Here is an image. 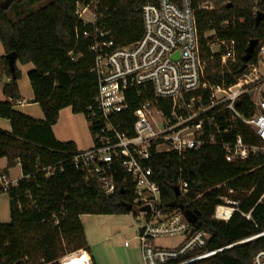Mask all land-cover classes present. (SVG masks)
Masks as SVG:
<instances>
[{"label":"trees","instance_id":"1","mask_svg":"<svg viewBox=\"0 0 264 264\" xmlns=\"http://www.w3.org/2000/svg\"><path fill=\"white\" fill-rule=\"evenodd\" d=\"M147 2L157 0H100L96 26H84L76 15V0H0V42L6 55L15 52L17 62L33 64L28 72L33 102L44 113L39 120L16 108L20 71L16 68L13 78L7 56H2L1 70L8 82L3 85L0 118L10 121L11 130L0 129V158L7 159L6 174L20 164L22 177L7 192L11 221L0 222V264H61L68 255L90 252L81 215H137L131 178L114 194H106L98 181L87 180L74 166L75 142L58 140L53 128L63 108L85 114L94 104L98 82L92 71L96 57L92 46L100 39L93 35L95 29L111 30L118 47L138 41ZM207 2L213 4L211 9L201 7ZM193 4L206 55H211L208 43L216 40L234 41L236 47V63H221L223 48L213 54L207 77L216 84L236 82L250 41L264 40V19L256 20L258 11L264 13V0H193ZM85 31L92 36L86 37ZM257 53L256 48L249 63L256 62ZM136 105L131 101L130 113ZM237 107L246 115L254 112L247 96ZM234 131L247 143H260L241 121ZM149 164L164 206L194 212L209 230L208 243L198 252L219 250L193 264H253L254 254L264 248V204L259 202L264 192L262 155L228 162L221 146L206 145L183 155L153 153ZM51 167L57 170L50 173ZM179 179L189 185L185 197L179 192ZM223 197L239 199L241 211L251 213V218L236 212L227 222L212 219ZM91 262L95 264L92 257Z\"/></svg>","mask_w":264,"mask_h":264},{"label":"built area","instance_id":"2","mask_svg":"<svg viewBox=\"0 0 264 264\" xmlns=\"http://www.w3.org/2000/svg\"><path fill=\"white\" fill-rule=\"evenodd\" d=\"M99 4L100 0H76V15L84 26H96L101 17ZM201 7L211 9L213 4L207 2ZM142 18L141 38L122 47L115 45L111 30L95 29L93 35L100 39L96 38L92 46L96 54L92 71L98 90L94 104L85 113L94 128V143L89 149L77 150L73 163L87 180L98 181L108 195L131 178L135 184L134 203L143 220L139 240L144 264H193L219 250L198 252L207 245L209 230L199 219L190 222V212L186 214L182 207L164 206L149 161L153 153L183 155L206 145L221 146L228 162L264 157V40L256 47V62L248 63L236 82L216 84L207 77L214 59L212 43L224 49V65L236 63L235 42H209L211 55L207 56L193 0L147 2ZM84 35L92 36L89 31ZM245 96L254 109L251 115L237 107ZM131 101L137 105L130 113ZM238 121L247 124L260 143L245 142L234 131ZM56 170L57 167L49 168L50 173ZM16 184L8 174L0 172L1 193ZM178 189L184 197L189 193V185L182 179L178 180ZM240 202L223 197L212 219L227 222L236 212L251 218V213L241 211ZM259 202L264 204V192ZM168 235L183 236L184 242L176 248L155 244L156 238ZM253 264H264V248L254 254Z\"/></svg>","mask_w":264,"mask_h":264},{"label":"rangeland","instance_id":"3","mask_svg":"<svg viewBox=\"0 0 264 264\" xmlns=\"http://www.w3.org/2000/svg\"><path fill=\"white\" fill-rule=\"evenodd\" d=\"M88 18L86 17V19ZM212 48L214 53L220 51L217 42L212 43ZM4 55H6V50L0 42V59ZM32 68V63L21 64L17 62V69L20 71V77L17 81L20 100L25 103L30 102L29 104L32 106L22 108L16 106V108L30 114L40 113L39 115L44 119V113L40 105L31 103L33 101L31 99L33 89L28 78V72ZM6 82H8V76L1 70L0 65V101L5 99L3 85ZM0 122L6 123L3 118H0ZM54 129L63 141L71 140V138L78 140L80 142L77 144L79 150H86L89 146H92L94 135L85 114L75 113L71 107H65L60 111V117L54 125ZM9 172L10 179L14 181L22 175L20 167L11 168ZM136 214L132 212L121 215L84 214L82 216L81 220L95 264H144L139 240L140 226L143 220L138 211H136ZM10 221V196L7 192H3L0 194V222L9 223ZM183 242L184 237L179 235L160 236L155 240V244L162 248H176L182 245Z\"/></svg>","mask_w":264,"mask_h":264},{"label":"water","instance_id":"4","mask_svg":"<svg viewBox=\"0 0 264 264\" xmlns=\"http://www.w3.org/2000/svg\"><path fill=\"white\" fill-rule=\"evenodd\" d=\"M263 19H264V13L261 11H258L257 15H256L257 22H260ZM258 43H259L258 39H252L250 41L248 47L246 48V53L243 57L244 63L240 67L241 72L245 70V68L247 67V64L252 59ZM6 56H7L8 62H9L10 70L13 74V78H15V71L17 68V55L15 52H11V53H8ZM188 220L192 223H195L198 220V216L194 212H190L188 214Z\"/></svg>","mask_w":264,"mask_h":264},{"label":"crops","instance_id":"5","mask_svg":"<svg viewBox=\"0 0 264 264\" xmlns=\"http://www.w3.org/2000/svg\"><path fill=\"white\" fill-rule=\"evenodd\" d=\"M33 98H34V95H32V97H31V99L33 100ZM5 100V99H4ZM20 100V99H19ZM31 100V101H32ZM20 101H22V104H18L17 105V107H19V108H22V107H26V106H28V107H30V106H32V105H30L29 103H25L23 100H20ZM31 103H33L34 105H38V103H35V102H31ZM22 112H24V113H26V114H28V115H30L31 117H33V118H36V119H39V120H41V119H43V118H41V116L39 115L40 113H37L36 112V114H30L29 112H26V111H22ZM4 119V118H3ZM5 120V122L6 123H1L0 122V129H2V130H6V131H10L11 130V124H10V121L8 120V119H4ZM54 129V128H53ZM54 133H55V136H56V138L58 139V140H60V141H63V140H61V138H59V136H58V133L55 131V129H54ZM67 141H74L75 142V144H76V146H77V149L79 150V148H78V143H80L78 140H76L75 138H71V140H67ZM93 143H94V139H93ZM93 143H92V145H93ZM89 148H90V146H89ZM88 148V149H89ZM6 167H7V159L6 158H0V172H2V171H4L5 169H6ZM16 167H20L21 168V166H20V164H18ZM21 172H22V170H21ZM8 175H10V172L8 171ZM21 177H22V175H21ZM20 177V178H21ZM20 178H17V179H15V181H18ZM84 215V214H83ZM83 215H81V218H82V216ZM90 247V246H89ZM87 253H88V255H89V257H90V259H91V257H92V259H93V256L91 255V251L90 252H88L87 251ZM92 263V262H91ZM93 264V263H92Z\"/></svg>","mask_w":264,"mask_h":264},{"label":"bare ground","instance_id":"6","mask_svg":"<svg viewBox=\"0 0 264 264\" xmlns=\"http://www.w3.org/2000/svg\"><path fill=\"white\" fill-rule=\"evenodd\" d=\"M62 264H92L86 251H79L66 256L61 260Z\"/></svg>","mask_w":264,"mask_h":264}]
</instances>
